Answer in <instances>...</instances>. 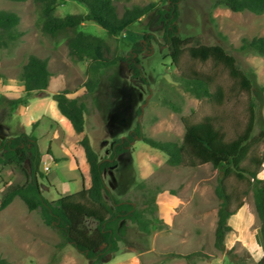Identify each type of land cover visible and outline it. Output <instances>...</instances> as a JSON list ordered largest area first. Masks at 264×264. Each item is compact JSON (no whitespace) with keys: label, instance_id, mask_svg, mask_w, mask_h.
<instances>
[{"label":"rangeland","instance_id":"374dc122","mask_svg":"<svg viewBox=\"0 0 264 264\" xmlns=\"http://www.w3.org/2000/svg\"><path fill=\"white\" fill-rule=\"evenodd\" d=\"M150 3L163 8L166 0H114L119 16L127 6ZM212 5L213 0H182L178 21L180 37L195 45L224 48L235 58L239 70L250 79L251 90L238 92L227 72L211 63L193 64L184 56L182 65L192 64L197 71L211 75L215 84L225 90L226 99L222 104L195 98L177 80L179 70L172 66L163 47L161 26L155 12L140 19L117 38H108L105 31L92 22L78 27L79 32L107 42L110 50L120 57H126L133 43L140 41L144 34L153 37L151 49L139 55L147 85L132 79L125 64L120 63L103 70L97 90L86 95L82 87L87 62L73 61L63 42H52L41 33L43 18L33 1L0 0V10L18 14L17 29L22 32L17 41L0 50V138L7 139L20 133L37 138L42 153L41 168L48 179H40L38 184L46 200L55 201L60 196L88 188V166L78 156L81 149L79 136L73 133L65 137L60 131V137L52 135L55 127L49 118L53 117L54 110L57 111L55 102L53 107L43 106L37 111L36 115L47 117L40 118L32 129L19 125L21 109L12 102L22 96L21 71L29 55L47 61L50 72L47 97L52 96L47 92L66 91L71 98L85 102L84 133L100 159L109 155L113 140L126 135L137 123L147 137L180 143L186 127L211 117L218 120L230 140L245 128L253 110L256 114L254 135L264 132V56L256 53L239 55L235 51L243 38L264 37V13H232L222 6ZM86 12L80 4L58 0L51 17L62 19ZM48 142H52L55 164L49 161L45 152ZM254 153L263 159L257 178L264 179V146L260 145ZM216 176V170L208 164L193 169L172 167L159 151L139 141L133 143L129 152L119 158L117 167L105 173L104 180L119 200L134 202L155 196V216L162 220L164 228L145 236L135 225L120 223L119 251L110 255L105 264H258L264 250L252 193L245 182L235 178L226 182L227 188L237 197L232 207L238 202L243 206L228 219L231 231L225 236L224 244L238 261L214 247L218 207L214 192ZM24 181L17 168L0 166V197L4 184H23ZM88 224L94 227L92 222ZM59 241V236L43 225L37 212L26 211L19 198L0 211V259L9 264H88L71 246L55 254L57 260L51 262ZM170 253H200L201 256L186 260L166 256Z\"/></svg>","mask_w":264,"mask_h":264},{"label":"trees","instance_id":"16d2710c","mask_svg":"<svg viewBox=\"0 0 264 264\" xmlns=\"http://www.w3.org/2000/svg\"><path fill=\"white\" fill-rule=\"evenodd\" d=\"M6 1L20 3L26 0ZM32 1L43 18L41 33L52 42H63L73 61L87 62L86 80L83 84L86 95H91L97 90L103 70L120 63L125 64L132 79L147 85L140 68L139 55L151 49L153 37L144 34L140 41L133 43L126 57H120L110 50L107 42L79 32L78 27L86 22H92L104 30L108 38H117L124 30L153 12L156 13L157 23L161 26L163 47L167 50L172 66L179 70L177 80L195 98H205L210 103L222 104L226 99V93L222 86L215 84L211 75L197 71L192 64L183 67L184 56L193 64L211 63L222 67L234 82L238 92L248 93L251 90L250 79L239 70L235 58L224 48L195 45L190 40L181 39L178 21L182 0H166L163 8H158L155 3L127 6L121 16L118 15L114 0H70L84 6L87 12L62 19L51 17L58 0ZM212 6H222L232 13L249 12L253 15L264 13V0H213ZM18 24L19 16L16 12L0 10V50L7 49L10 43L22 36V32L17 29ZM217 35L222 37L220 33ZM235 51L239 55L256 53L264 56V37L243 38ZM49 78L47 61L29 55L21 71L22 96L12 102V105L26 106L31 100L47 97ZM51 99L55 102L59 114L69 121L74 133L79 136L78 143L88 166V188H82L72 195L60 196L55 201L46 200L38 184V180L48 179L41 168L42 153L37 138L25 133L7 139L0 138V166L17 168L25 179L23 184L3 185L0 211L8 207L15 198H19L27 212H37L43 225L60 238L54 247L55 253L51 262L57 260L56 255L63 248L71 246L88 264H105L110 255L119 251L122 222L135 225L145 236L164 228L162 220L155 216L157 210L155 196L137 199L134 202L119 200L110 192L104 180L105 173L117 167L119 158L128 153L136 141L165 155L167 164L172 167L193 169L208 164L216 170L214 192L218 207L214 247L235 262L238 258L232 255L231 250L225 249L224 240L231 231L228 219L243 206V203L238 202L232 207L237 197L233 190L227 188L226 182L230 178L245 182L252 193L264 250V179L257 178L263 159L254 153L260 145L264 146V132L258 136L254 135L256 114L253 110L250 111L245 128L230 140L226 138L218 120L211 117L186 127L180 143L163 142L147 137L137 123L126 135L113 140L109 155L100 159L84 133L85 102L70 98L69 92L66 91L53 94ZM36 124L37 122L33 123L32 127ZM47 154L50 155L49 147ZM88 222H92L94 227L91 228ZM166 256L189 260L201 254L170 253ZM0 264L9 263L0 259ZM258 264H264V255Z\"/></svg>","mask_w":264,"mask_h":264},{"label":"crops","instance_id":"0c3cea01","mask_svg":"<svg viewBox=\"0 0 264 264\" xmlns=\"http://www.w3.org/2000/svg\"><path fill=\"white\" fill-rule=\"evenodd\" d=\"M81 87H82V85H81ZM47 93L49 95H53V93H49V92H47ZM53 103H54V101H52L50 97H44V98H40V99L31 100L26 106H19L21 109L20 117L22 119V121L19 122V125L32 129L33 123L39 122V119L42 117L43 118L47 117V116H45V114L36 115L37 111L40 108H42L43 106L44 107L45 106H48V107L52 106L53 107ZM49 119L51 120L52 124L55 127V128H53L54 130H52V135L55 136V138H58L61 136L60 132L65 137H69L70 135H72L74 133L69 121L66 120L63 116H61L58 111L54 110L53 117H50ZM37 127L34 128L33 130L37 129ZM38 143H39V141H38ZM51 144H52V142H48V147L50 148V155H48V154H46V155H47V158L49 159V161L55 164L54 161L56 160V157L53 154V148H52ZM48 147L45 149L46 153H47ZM67 150L69 151V149H67ZM78 156L82 159V161L85 160V159H83L84 153H83L82 148L79 149Z\"/></svg>","mask_w":264,"mask_h":264},{"label":"built area","instance_id":"2783aa9c","mask_svg":"<svg viewBox=\"0 0 264 264\" xmlns=\"http://www.w3.org/2000/svg\"><path fill=\"white\" fill-rule=\"evenodd\" d=\"M44 170H46V171H47V170H48V167H47V166H45V167H44Z\"/></svg>","mask_w":264,"mask_h":264}]
</instances>
